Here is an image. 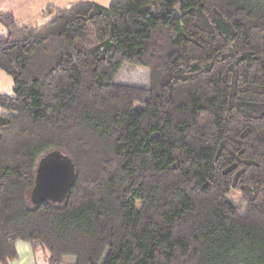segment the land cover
<instances>
[{"label":"trees","instance_id":"obj_1","mask_svg":"<svg viewBox=\"0 0 264 264\" xmlns=\"http://www.w3.org/2000/svg\"><path fill=\"white\" fill-rule=\"evenodd\" d=\"M0 13V264H264V0L81 1ZM149 85L115 83L121 67ZM129 101L141 108L133 109ZM76 180L29 195L40 158Z\"/></svg>","mask_w":264,"mask_h":264},{"label":"rangeland","instance_id":"obj_2","mask_svg":"<svg viewBox=\"0 0 264 264\" xmlns=\"http://www.w3.org/2000/svg\"><path fill=\"white\" fill-rule=\"evenodd\" d=\"M83 1H92L99 5L109 6L116 0H0V12H3V8L5 10L11 9L14 11V14L18 17L17 21L21 25H37L44 26V24L50 20V16L42 15V12L47 9V7H51L52 10L55 9H66L68 6L76 4L78 2ZM36 11V12H33ZM33 13V14H32ZM32 14V15H31ZM6 75V74H5ZM7 76V75H6ZM7 78L10 79L9 76ZM115 83H119L122 85H130L135 87H147L149 85V72L148 70L141 67H133L129 65H124L121 67L120 71L116 74L114 78ZM12 82V81H11ZM1 83V82H0ZM4 87H11V85L2 84ZM12 95V92H11ZM10 95V96H11ZM129 105L133 109L141 108L137 103L129 101ZM22 243V242H20ZM44 251L40 249L36 258L32 253L30 256L25 257L24 264H46L45 259L43 258ZM24 253H22V258L24 257ZM64 264H72L74 260L72 258L67 259Z\"/></svg>","mask_w":264,"mask_h":264},{"label":"water","instance_id":"obj_3","mask_svg":"<svg viewBox=\"0 0 264 264\" xmlns=\"http://www.w3.org/2000/svg\"><path fill=\"white\" fill-rule=\"evenodd\" d=\"M37 165L29 200L34 205L42 202L62 204L76 180L74 163L62 152L50 151Z\"/></svg>","mask_w":264,"mask_h":264},{"label":"crops","instance_id":"obj_4","mask_svg":"<svg viewBox=\"0 0 264 264\" xmlns=\"http://www.w3.org/2000/svg\"><path fill=\"white\" fill-rule=\"evenodd\" d=\"M3 9H4L3 12H0V13L5 14V13H9L10 12V13H12L16 17V19H18V17L16 16V14H14V11L13 10H11V9L5 10V8H3ZM33 12H36V11H33ZM51 17L52 16H50V18ZM0 34H1V30H0ZM0 82H1L0 83V95L3 94V95H6V96H10L11 95V92L13 90V84L11 82V79L7 78V76L5 75V73H3L2 71H0ZM2 84L9 85V86L11 85V87L10 88L7 87V86L4 87ZM15 248L17 249V253H18V260L17 261H14V262H12L10 264H24L25 263V257L30 256L31 253H32L31 248L28 247L25 243H20V242L17 243V245H16ZM22 253H24V255H25L23 258H22ZM33 255L34 254L32 253V256ZM34 257L36 258V254L34 255ZM37 263H38V261H37ZM37 263L35 262V264H37Z\"/></svg>","mask_w":264,"mask_h":264}]
</instances>
